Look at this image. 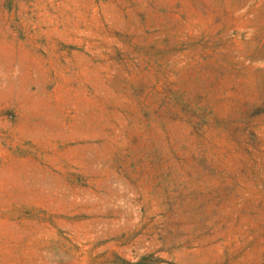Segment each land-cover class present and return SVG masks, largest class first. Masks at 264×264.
I'll return each instance as SVG.
<instances>
[{"label":"rangeland","instance_id":"1","mask_svg":"<svg viewBox=\"0 0 264 264\" xmlns=\"http://www.w3.org/2000/svg\"><path fill=\"white\" fill-rule=\"evenodd\" d=\"M0 264H264V0H0Z\"/></svg>","mask_w":264,"mask_h":264}]
</instances>
